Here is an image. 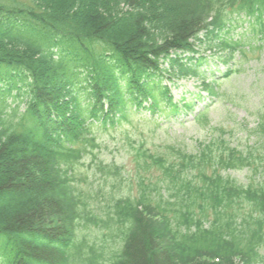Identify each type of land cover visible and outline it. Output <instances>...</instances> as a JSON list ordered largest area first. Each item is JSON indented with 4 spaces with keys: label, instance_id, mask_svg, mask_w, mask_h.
I'll list each match as a JSON object with an SVG mask.
<instances>
[{
    "label": "trees",
    "instance_id": "obj_1",
    "mask_svg": "<svg viewBox=\"0 0 264 264\" xmlns=\"http://www.w3.org/2000/svg\"><path fill=\"white\" fill-rule=\"evenodd\" d=\"M227 8L264 17V0H0V264H264V181L245 186L217 169L257 173L264 144L165 159L142 143L138 171L162 177L139 174V193L108 199L106 220L70 184L96 134L129 122L133 105L179 110L160 60L222 30ZM170 61L173 77L195 74ZM19 93L23 112L7 105ZM247 135L259 143L264 118ZM99 219L105 239L77 235Z\"/></svg>",
    "mask_w": 264,
    "mask_h": 264
},
{
    "label": "rangeland",
    "instance_id": "obj_2",
    "mask_svg": "<svg viewBox=\"0 0 264 264\" xmlns=\"http://www.w3.org/2000/svg\"><path fill=\"white\" fill-rule=\"evenodd\" d=\"M235 18L237 20L232 23L229 36L241 38L246 51L242 56L239 54L235 56L233 64L235 72L231 74L228 80H220V86L218 87L222 94L220 99L210 100L207 93H203L201 101L195 102V109L192 113L190 111L178 117L161 118L159 119L161 126L153 127L148 124L146 119L150 118L146 113L138 117L139 121L145 123L134 122L132 126L127 127L123 132L111 130L98 133V135L103 136L100 140L101 149L98 152L100 158L106 162L124 164L125 169L123 170L126 172L124 179H127V175H130L131 179H134L137 175L134 152L126 145L124 140L127 138L141 139L157 153L166 151L167 147L172 145L195 151L203 145L219 140L223 136V132H228L229 137L226 138L231 142L232 147L242 145L244 150L256 151L259 145L264 144V138L258 143L255 136L248 137L247 135V131L254 129L256 123L258 124L259 116L264 115V38H260L261 33L258 24L251 26L248 18L242 16ZM249 48H252V50L248 51ZM201 54L207 57V61L203 64L201 70L208 71L206 74L208 81H211L212 78L210 77L215 73V70L218 72L215 74L216 76L226 71L227 67L215 64V61H212V53L202 52L199 55ZM201 87L199 79L180 80L171 85L172 95L177 102L181 100L183 95L189 97V93L200 92ZM8 101L12 102L11 99ZM207 106H210L209 119L211 124L207 126L193 121L194 116ZM151 127L153 128L150 129ZM94 169V165L91 164L90 160H87L76 169L75 177L79 181L77 182L78 188L90 189L93 192L101 189L102 182L98 176L92 175ZM262 169L259 168L260 174L257 175H254L249 169L234 171L230 174L239 183L248 185L255 178L258 182L264 181V174H261ZM155 175L152 177L155 178ZM128 182L127 180L124 184ZM107 188L111 189V185L109 184ZM131 189L132 195L138 194L137 185L133 184ZM125 193H129V191Z\"/></svg>",
    "mask_w": 264,
    "mask_h": 264
}]
</instances>
